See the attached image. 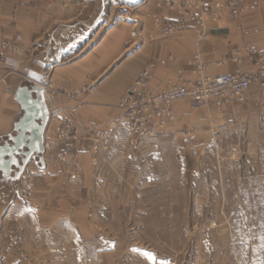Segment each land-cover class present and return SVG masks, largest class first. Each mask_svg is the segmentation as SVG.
I'll return each instance as SVG.
<instances>
[{
	"label": "crops",
	"instance_id": "1",
	"mask_svg": "<svg viewBox=\"0 0 264 264\" xmlns=\"http://www.w3.org/2000/svg\"><path fill=\"white\" fill-rule=\"evenodd\" d=\"M163 2L0 0V56L18 63L14 71L0 69V139L11 133L20 115L14 100L19 85L37 83L45 95L49 92L45 168L30 161L11 187L0 178V258L12 256L5 251L18 246L21 232L23 236L63 225L84 232L91 226L99 229L101 209L109 206L104 201L117 200L111 206L122 207L127 192L133 193L142 181L138 171L150 167L153 152L162 156L175 146L183 151L189 142L195 145L205 126L210 134L234 141L232 149L241 146L242 152L264 157V95L252 88L242 102L221 107L173 104L174 121L153 138H140L120 127L94 165L92 131H103L119 114L118 102L143 71L148 73L142 86L147 94L179 80L193 81L191 59L199 39L204 40L200 57L206 77L237 70L254 73L256 59L248 57L246 48L264 56V0H243L245 10L234 19L224 13L218 20L202 22L169 10ZM181 20L182 30L167 31L168 24ZM16 38L19 53L2 48ZM80 87L86 90L79 104L49 91ZM65 120L73 121L78 132L71 155L57 162L55 155L64 143L56 138V128ZM256 172L261 174L259 164Z\"/></svg>",
	"mask_w": 264,
	"mask_h": 264
},
{
	"label": "rangeland",
	"instance_id": "2",
	"mask_svg": "<svg viewBox=\"0 0 264 264\" xmlns=\"http://www.w3.org/2000/svg\"><path fill=\"white\" fill-rule=\"evenodd\" d=\"M203 41H196L193 68L196 54L201 61ZM16 63L12 70H2L14 71ZM80 89L86 90L73 91ZM83 90L77 102H68L59 95L62 90L49 89L72 104L80 103ZM180 103L211 107L187 100L174 105ZM203 129L195 145L189 142L183 151L175 146L162 156L153 152L150 167L138 171L142 181L127 192L123 206L116 209L111 204L117 200L104 201L109 206L101 209L99 229L91 226L84 232L63 225L21 232L18 246L5 248L12 256L3 255L0 264H264V157L242 152L241 146L234 150V141ZM99 151L92 152L94 165Z\"/></svg>",
	"mask_w": 264,
	"mask_h": 264
},
{
	"label": "built area",
	"instance_id": "3",
	"mask_svg": "<svg viewBox=\"0 0 264 264\" xmlns=\"http://www.w3.org/2000/svg\"><path fill=\"white\" fill-rule=\"evenodd\" d=\"M242 2L243 0H164L163 3L170 9L178 10L182 15L191 16L202 22L206 19L218 20L225 12L234 19L245 10ZM184 26L182 20L173 22L167 25V31L182 30ZM18 41L16 38L14 42H5L2 48L11 53H19ZM245 50L250 59L253 57L256 59L254 73H241L237 70L231 75L206 77L203 75L204 67L199 54H196L193 64L197 78L193 81L179 80L170 83L165 90L156 94H147L142 90L148 77L147 71H143L134 87L117 105L119 114L108 122L103 131H92L94 141L92 152L96 154L100 149H107L114 131L120 127H125L129 133L140 138L155 137L173 121V104L177 101L187 100L195 106L221 107L232 101L242 102L252 88H257L263 96L264 56L255 49ZM15 63L0 56V69L12 70V64ZM82 90L62 91L59 95L68 102H77ZM77 132V126L71 120H65L57 127L56 137L65 144L57 153V162H63L70 156L72 141Z\"/></svg>",
	"mask_w": 264,
	"mask_h": 264
},
{
	"label": "water",
	"instance_id": "4",
	"mask_svg": "<svg viewBox=\"0 0 264 264\" xmlns=\"http://www.w3.org/2000/svg\"><path fill=\"white\" fill-rule=\"evenodd\" d=\"M45 88L37 83L23 82L14 93L20 115L12 131L0 139V178L17 182L27 164L34 160L43 169L44 131L49 111L44 97Z\"/></svg>",
	"mask_w": 264,
	"mask_h": 264
},
{
	"label": "bare ground",
	"instance_id": "5",
	"mask_svg": "<svg viewBox=\"0 0 264 264\" xmlns=\"http://www.w3.org/2000/svg\"><path fill=\"white\" fill-rule=\"evenodd\" d=\"M13 70H15V69H13ZM44 97H45V100H46L47 98H46L45 92H44ZM47 101H48V100H47Z\"/></svg>",
	"mask_w": 264,
	"mask_h": 264
}]
</instances>
